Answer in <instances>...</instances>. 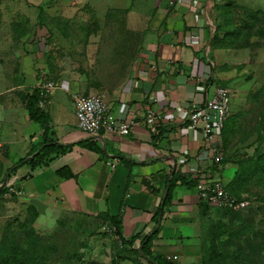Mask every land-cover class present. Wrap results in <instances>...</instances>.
<instances>
[{
    "label": "rangeland",
    "instance_id": "1",
    "mask_svg": "<svg viewBox=\"0 0 264 264\" xmlns=\"http://www.w3.org/2000/svg\"><path fill=\"white\" fill-rule=\"evenodd\" d=\"M165 3L171 4L0 0V264L23 259L26 264L32 254L46 264H150L103 216L71 211L59 198H19L7 190L3 129L12 127L10 112H26L41 84L116 96L131 78L155 7ZM248 10L264 13V0H213L208 43L217 78L233 90L221 138L224 158L231 175L241 165L247 178L260 159L264 164V35L229 32L243 24ZM248 157L252 162L245 161ZM234 189L248 205L239 212L217 209L205 218L204 264H264V171L243 191L238 183Z\"/></svg>",
    "mask_w": 264,
    "mask_h": 264
},
{
    "label": "crops",
    "instance_id": "2",
    "mask_svg": "<svg viewBox=\"0 0 264 264\" xmlns=\"http://www.w3.org/2000/svg\"><path fill=\"white\" fill-rule=\"evenodd\" d=\"M174 1L155 7L131 78L106 98L114 115L137 117L133 131L80 130L78 93L69 85L56 86L41 108L50 117L47 127L31 118L27 106L20 116L9 113L15 119L3 129L6 181L19 198H59L71 211L120 218L124 237H137L135 245L150 238L154 254L178 256L176 264H203L205 209L196 186L199 172L208 169L210 144L202 131L190 128L189 115L218 77L208 47L213 0ZM147 108L164 114L162 127L144 122ZM51 145L63 152L48 155ZM229 169L221 175L228 180Z\"/></svg>",
    "mask_w": 264,
    "mask_h": 264
},
{
    "label": "built area",
    "instance_id": "3",
    "mask_svg": "<svg viewBox=\"0 0 264 264\" xmlns=\"http://www.w3.org/2000/svg\"><path fill=\"white\" fill-rule=\"evenodd\" d=\"M174 0H170L171 5ZM194 83L197 80H193ZM208 97L205 102L195 107L189 115L190 128L200 130L206 137L210 146L208 149V169L199 172L197 190L200 199L208 201L215 207H223L232 210H240L248 205V201L239 200L233 197L224 187L221 177L213 175V167L221 164L224 159L221 147V133L229 116V109L233 98V90L229 86L221 85L218 82L210 81L207 86ZM39 106L43 99L53 91L56 86L41 84ZM76 122L77 127L89 134H112L128 135L133 131L137 123L135 115H128L120 118L110 110L106 99L97 93L76 94ZM144 122L154 128L162 127L164 114L152 108H147L142 114ZM9 190L16 193L15 187L10 186ZM170 261H177L178 256H167Z\"/></svg>",
    "mask_w": 264,
    "mask_h": 264
},
{
    "label": "trees",
    "instance_id": "4",
    "mask_svg": "<svg viewBox=\"0 0 264 264\" xmlns=\"http://www.w3.org/2000/svg\"><path fill=\"white\" fill-rule=\"evenodd\" d=\"M246 21V22H244ZM243 24H240V27H236V26H232L233 30L235 31H230L229 34H237L238 36H240L242 32H247L248 36L251 37L252 33L257 31L258 33H261L264 35V13L263 11L260 10H256V11H252V10H248L247 15L242 19ZM212 81L218 82L221 85H225L228 86L226 84H223L222 82H220L219 78L214 77L211 79ZM210 80V81H211ZM209 81V82H210ZM39 101H40V92L37 90L36 94H34V96L30 99V101L27 103V108L29 110L30 116L32 119H34L35 121H39L41 122L45 127L48 126L49 121H50V117L47 116L48 114L45 113L44 111L41 110L40 106H39ZM228 123V119L226 121L225 127L221 133V138L223 136L224 130L227 126ZM223 140V138H222ZM222 147V146H221ZM63 148H60L58 146H47L45 149V153H47L49 155V153L53 152V151H59ZM223 150V148H222ZM63 152V150H61ZM223 154H224V150H223ZM43 157V156H42ZM245 161H251V159L246 158ZM35 162V160H34ZM41 162V159H40ZM39 163H35L37 164L35 167L40 166L41 164ZM257 164V171L255 173H253L250 177H246V174L241 170V165H239L238 169H236L235 172L232 173V177L228 180L225 179L224 177H222V172L229 167L228 161L224 158L223 161L221 162V164H217L215 165L212 169H213V175L214 176H221L222 180L224 181V187L225 189L235 198L239 199V200H245L247 199L246 197H243L240 195V192L234 189V185L236 183H238L239 187L241 188V190L243 191L244 187H247L248 182H251L255 176H257V173L259 171L263 172L264 171V164L262 163L261 159L258 161ZM251 167V164H249L248 168ZM246 170V169H245ZM13 187H15L14 185H11ZM5 187L9 188L8 185H5ZM197 187V186H196ZM200 201L203 203V207L205 209V218L206 217H211L213 214L212 212L218 210H222V211H227V212H239L243 209L240 210H232V209H228V208H221V207H215L212 206L208 203V201L200 199ZM105 218L106 221H108L109 224H111L112 226L115 227L116 229V234L119 237L120 240H122V242L126 245V246H130V247H134L136 244V240L137 237H130V238H125L123 235V228H122V221L120 218L117 217H111L108 214H106L105 216H103ZM138 249L140 251V254L147 259V261L150 264H176L174 261H170L167 259L166 256H163L161 254H154L153 251L151 250V239L148 238H144L139 246ZM19 252V251H18ZM17 252V254H18ZM217 255L213 256V260ZM32 259L28 260L26 262V264H46L45 261L42 259V257L38 254V255H34L32 254ZM218 257V256H217ZM1 264H8V262H4L1 261ZM206 261H203V256H202V263L204 264ZM22 264H25L24 259L23 262H21Z\"/></svg>",
    "mask_w": 264,
    "mask_h": 264
},
{
    "label": "water",
    "instance_id": "5",
    "mask_svg": "<svg viewBox=\"0 0 264 264\" xmlns=\"http://www.w3.org/2000/svg\"><path fill=\"white\" fill-rule=\"evenodd\" d=\"M5 185H6V182H5Z\"/></svg>",
    "mask_w": 264,
    "mask_h": 264
}]
</instances>
